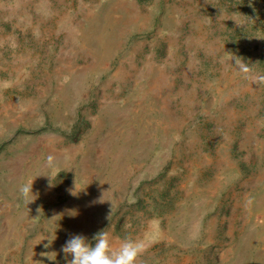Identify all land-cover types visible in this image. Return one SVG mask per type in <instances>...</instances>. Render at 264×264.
<instances>
[{
  "label": "rangeland",
  "instance_id": "rangeland-1",
  "mask_svg": "<svg viewBox=\"0 0 264 264\" xmlns=\"http://www.w3.org/2000/svg\"><path fill=\"white\" fill-rule=\"evenodd\" d=\"M232 56L264 75V0H0V264L101 231L264 264V84Z\"/></svg>",
  "mask_w": 264,
  "mask_h": 264
},
{
  "label": "clouds",
  "instance_id": "clouds-1",
  "mask_svg": "<svg viewBox=\"0 0 264 264\" xmlns=\"http://www.w3.org/2000/svg\"><path fill=\"white\" fill-rule=\"evenodd\" d=\"M232 57L235 60V67L243 74L245 79H251L258 84H264V75H253V69L249 64L245 63L241 58ZM53 161L54 157L49 156L48 162L50 166L53 165ZM32 184H26L20 189L22 196L28 204L36 199V196L32 192ZM61 250L65 253L66 257L68 255L72 257L68 261V264H137L139 257L145 252L146 247L143 240H133L126 237L121 242L120 247L114 249L110 244L108 232L101 231L93 237L92 241H89L83 235H74Z\"/></svg>",
  "mask_w": 264,
  "mask_h": 264
}]
</instances>
